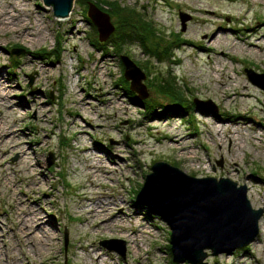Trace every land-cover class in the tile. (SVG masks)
Returning <instances> with one entry per match:
<instances>
[{
  "label": "rangeland",
  "instance_id": "obj_1",
  "mask_svg": "<svg viewBox=\"0 0 264 264\" xmlns=\"http://www.w3.org/2000/svg\"><path fill=\"white\" fill-rule=\"evenodd\" d=\"M255 1L74 0L72 15L60 20L43 0H0V82L7 86L0 100V264H173L168 224L135 200L156 162L247 185L253 207L264 209V90L246 73L264 74V0ZM90 2L116 27L106 41L88 17ZM145 28L149 40L121 41ZM220 31V44L207 53L188 44V37L207 44ZM17 49L26 52L13 55ZM28 51L61 56L42 60ZM124 55L147 76L145 100L123 87ZM157 79H172L189 107L149 112L142 102L152 99L158 113L173 105L153 86ZM194 99L211 101L217 113L198 110ZM243 114L252 122L232 126ZM106 240L124 241L125 255L102 247ZM206 262L264 264V233L229 255L208 251Z\"/></svg>",
  "mask_w": 264,
  "mask_h": 264
},
{
  "label": "water",
  "instance_id": "obj_2",
  "mask_svg": "<svg viewBox=\"0 0 264 264\" xmlns=\"http://www.w3.org/2000/svg\"><path fill=\"white\" fill-rule=\"evenodd\" d=\"M52 7L57 19H67L73 9L74 0H43ZM89 19L99 32V41H106L116 30L111 17L90 2ZM185 22V18L183 19ZM24 49L13 50V55L25 53ZM124 77L137 98L149 97L144 84L147 76L128 56H122ZM252 83L264 90V74L246 70ZM31 76V84L32 82ZM198 110L202 108L212 114L217 109L211 101L194 99ZM53 160L49 162V167ZM223 166L222 162H218ZM140 207L149 208L151 216L161 218L168 224L171 235V253L174 263L208 264V251L213 256L232 254L237 249L251 245L260 235V221L264 209H255L248 197V186L239 185L230 178L193 177L185 171L167 163L156 162L151 173L136 196ZM108 251L125 255L124 241L106 240L100 243ZM121 246H119V245ZM68 246L66 230L65 248Z\"/></svg>",
  "mask_w": 264,
  "mask_h": 264
},
{
  "label": "trees",
  "instance_id": "obj_3",
  "mask_svg": "<svg viewBox=\"0 0 264 264\" xmlns=\"http://www.w3.org/2000/svg\"><path fill=\"white\" fill-rule=\"evenodd\" d=\"M114 14L115 15H117V13L118 12H120L119 10L117 11V10H115V9H117L118 7H116L115 5H114ZM111 15V14H110ZM118 16H122V14H119ZM88 21V23H89V25H92V22L91 21H89V20H87ZM147 30H146V28L145 29H143V34L142 35H140V37L139 38H137L136 37V35H129V36H127V35H121L120 36V38L119 37H117V40H118V43H117V48H120V46H121V44H120V42H119V40H121L124 36H127V37H124L121 41L123 42V43H126V42H128V40L129 39H132L133 40V42L135 41V39H140L141 41L142 40H149V38L151 37V35L153 34L152 33V31L150 30V32L148 33V32H146ZM120 45V46H119ZM150 52H148L149 54H151V55H156L157 53L156 52H152V50H149ZM166 52H169V50L168 49H166ZM167 54H169V53H166V55H162L161 56V59H163V57L165 58V57H167V56H169V55H167ZM32 56V57H34V58H39V59H42V60H55V59H59L60 58V56H61V54H60V51H56V52H54V53H46V52H44V51H42V52H30V51H28L26 54H25V56ZM15 58V57H14ZM14 58H12V59H14ZM16 59V58H15ZM19 61H16L14 64H13V68H17L18 66H19ZM158 78H159V76H158ZM122 83H123V87H125L124 89H125V91H128V92H130L129 94H130V98L131 99H133L134 97H136V95H135V93H133L132 91H130V90H128L126 87H127V85H130L128 82H126V80H125V78H122ZM173 80L171 79V80H165L164 79V81L163 80H161V79H157V80H155V83H153V86H156L157 87V89L159 90V92L161 93L160 95H161V97L164 95V97L165 98H169V99H171L172 101V103H173V105H169V106H167V107H163L161 110H160V112L158 113V112H154L155 111V106L154 105H152L151 104V101H152V99L151 100H147V101H145V102H142L143 103V105H144V107L147 109V110H149V112H151L153 115L155 114V115H159V116H165V115H167V114H174V113H176V112H180L183 108H185V109H187L189 106H188V104H189V102L187 103L186 101H188L189 100V98H187L188 100H180L181 98V96L179 95V93H180V91H179V89H177V86H175L174 85V83L172 82ZM179 91V92H178ZM185 101V102H184ZM164 106V105H163ZM143 209H147V208H145V207H143ZM146 214L147 215H150V213H149V211H147L146 212ZM174 264V263H173Z\"/></svg>",
  "mask_w": 264,
  "mask_h": 264
},
{
  "label": "bare ground",
  "instance_id": "obj_4",
  "mask_svg": "<svg viewBox=\"0 0 264 264\" xmlns=\"http://www.w3.org/2000/svg\"><path fill=\"white\" fill-rule=\"evenodd\" d=\"M255 1V0H254ZM259 1H261V0H257V1H255V2H259ZM74 6V5H73ZM184 6H186V7H189V4H187V3H184ZM199 9L198 8H194L193 7V9H192V12H197ZM72 12H73V9H72ZM72 12H71V14L70 15H72ZM215 14V13H214ZM201 19L202 20H206L204 17H201ZM26 24V23H25ZM258 27L259 28H261V27H264V23H260L259 25H258ZM27 29V28H26ZM234 28H230L227 32H229V33H231V34H234ZM222 31H220V32H218V33H216L214 36H211V37H209V39L206 41V43L207 44H204L203 42H198V43H195L191 38H187L188 39V44H189V46L190 47H192L193 48V50L195 49L196 51H198V52H200V53H207V52H209V51H211V49H213V48H215V46L217 45V44H220V42H221V36H222ZM223 38H225V37H223ZM249 47H256V46H254V45H252V44H249ZM261 47H258V49H260ZM262 49V48H261ZM237 50H239V49H237ZM221 55L223 56V57H227L228 56V53L226 52V51H222L221 52ZM219 70H221V69H218V70H216V72L217 73H219L220 71ZM221 81V80H220ZM220 83V82H219ZM221 86H225L226 84L223 82V81H221ZM7 88V86H5V83H2V82H0V100L1 99H3V96H4V94H3V90H5ZM237 95H239L240 97H246V98H251V94L249 93V92H238V93H235L234 94V96H237ZM234 96H232V95H228V100H231V99H233L234 98ZM104 116V115H103ZM102 116V117H103ZM164 116V115H163ZM166 116V115H165ZM225 119V118H224ZM258 122H260L259 120H257ZM252 122V119L249 117V116H246L245 114H243V116H239L238 118H233V119H230V123H231V125L232 126H236V127H240V126H247L249 123H251ZM231 126V127H232ZM231 127H228L227 128V130H228V132H230L231 131ZM2 128H5L4 126H0V130L2 129ZM224 128H222L221 129V131L219 132V135L221 134V132H222V130H223ZM11 135V134H10ZM9 135V136H10ZM6 136V135H5ZM18 145L17 144H13L12 145V148H16ZM0 160H1V157H0ZM92 168V167H91ZM88 174H90V173H88ZM93 176V180L95 181L96 180V175L95 174H93L92 175ZM249 189H250V187H249ZM98 208L100 209L101 207L100 206H98ZM101 211H103V210H101ZM41 212H44V210L43 209H41ZM96 212H98V209H96V211H95V213ZM32 216H34L35 217V219H36V216H39L40 214H38V215H34V214H31ZM31 217V216H30ZM105 217V216H104ZM40 218V219H39ZM38 218V221H42L43 220V218H41V217H39ZM106 220V219H105ZM104 222H106V221H103V223ZM24 223H21V225H23ZM39 224V223H38ZM41 224V223H40ZM260 229H261V232H262V234L264 233V225H261L260 226Z\"/></svg>",
  "mask_w": 264,
  "mask_h": 264
}]
</instances>
